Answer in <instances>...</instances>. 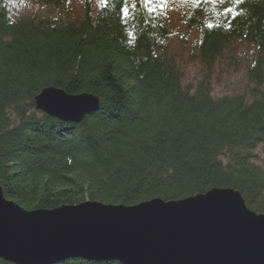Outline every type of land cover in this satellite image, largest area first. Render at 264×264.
Here are the masks:
<instances>
[{"label":"trees","instance_id":"16d2710c","mask_svg":"<svg viewBox=\"0 0 264 264\" xmlns=\"http://www.w3.org/2000/svg\"><path fill=\"white\" fill-rule=\"evenodd\" d=\"M44 12L23 13L26 2ZM0 0V186L32 208L85 200L133 205L233 187L264 213V0H187L198 32L184 84L163 0ZM252 53L243 93L215 95L225 51ZM254 49V50H253ZM48 86L99 98L64 121L38 110ZM262 147V157L257 154ZM0 264H16L0 258ZM49 264H124L71 256Z\"/></svg>","mask_w":264,"mask_h":264},{"label":"water","instance_id":"95a60500","mask_svg":"<svg viewBox=\"0 0 264 264\" xmlns=\"http://www.w3.org/2000/svg\"><path fill=\"white\" fill-rule=\"evenodd\" d=\"M34 102L64 121H79L99 106L95 94L56 86L44 87ZM71 256L124 264H264V213L233 187L133 205L85 200L28 209L0 186L1 259L49 264Z\"/></svg>","mask_w":264,"mask_h":264},{"label":"rangeland","instance_id":"374dc122","mask_svg":"<svg viewBox=\"0 0 264 264\" xmlns=\"http://www.w3.org/2000/svg\"><path fill=\"white\" fill-rule=\"evenodd\" d=\"M187 0H163L170 30V51L181 67L184 84H196L202 77L205 68L199 60L191 59V50L197 46L198 32L184 25V7ZM79 9L80 0H71ZM19 11L23 13L44 12V7L34 2H26ZM252 47L247 43H237L235 49L225 51L215 65L212 75V91L215 95L243 93L248 86L246 58ZM254 50V49H253ZM257 154L262 157V147Z\"/></svg>","mask_w":264,"mask_h":264},{"label":"snow or ice","instance_id":"6c2138e0","mask_svg":"<svg viewBox=\"0 0 264 264\" xmlns=\"http://www.w3.org/2000/svg\"><path fill=\"white\" fill-rule=\"evenodd\" d=\"M145 2H146V3H150V2H151V0H145Z\"/></svg>","mask_w":264,"mask_h":264}]
</instances>
